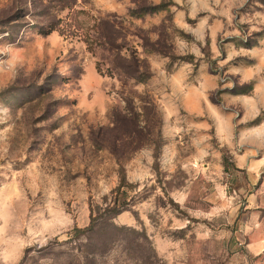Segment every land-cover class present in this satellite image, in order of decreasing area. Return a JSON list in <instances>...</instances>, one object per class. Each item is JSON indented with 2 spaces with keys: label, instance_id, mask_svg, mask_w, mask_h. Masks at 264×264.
I'll return each instance as SVG.
<instances>
[{
  "label": "rangeland",
  "instance_id": "rangeland-1",
  "mask_svg": "<svg viewBox=\"0 0 264 264\" xmlns=\"http://www.w3.org/2000/svg\"><path fill=\"white\" fill-rule=\"evenodd\" d=\"M173 2L0 0V264H81L120 168L96 264H264V0Z\"/></svg>",
  "mask_w": 264,
  "mask_h": 264
},
{
  "label": "trees",
  "instance_id": "trees-1",
  "mask_svg": "<svg viewBox=\"0 0 264 264\" xmlns=\"http://www.w3.org/2000/svg\"><path fill=\"white\" fill-rule=\"evenodd\" d=\"M131 1L134 3V7L130 10L131 16L141 17L146 14L165 12L167 14V20H171V6L175 5L173 0H158V2H154V0ZM54 30H58L61 34L67 32L66 29L51 24L48 29H43L42 33L48 34ZM69 32L71 31H68L67 33ZM256 43V41H245L242 42V45L246 48H250ZM156 51L163 54L166 53L159 50ZM206 55L208 56V53H206ZM169 57L173 59V56ZM191 57L192 56H188L187 58L182 59L191 62ZM134 77H136L138 81H142L146 76L144 77V74L140 73ZM245 86H239V90H237L238 93H247L248 91L245 90ZM262 113H264V111H262ZM263 119L264 117L262 118L260 114L252 121V123H260ZM222 165L224 166L225 171H229L230 167L233 166V163L225 154L222 156ZM129 187L130 184L126 179L125 172L120 168L118 171L117 185L108 195H104L101 198L100 203L91 205L89 223L84 227H75L70 231V239L76 241V252L74 255L77 261L81 260V264H96V258L106 252V250H110L112 245H114V241L118 239L117 237L119 234L124 235L126 232H134V229L131 227L116 225L113 222V218L116 215L128 209L131 205L132 197L129 199L127 198ZM144 239L149 243L148 238L145 235H143V240ZM127 249H129V245L127 246Z\"/></svg>",
  "mask_w": 264,
  "mask_h": 264
}]
</instances>
